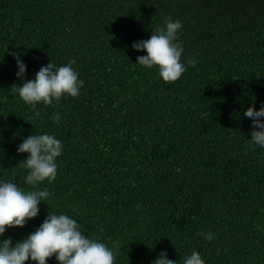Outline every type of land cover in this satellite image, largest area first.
Instances as JSON below:
<instances>
[{"label": "trees", "instance_id": "trees-1", "mask_svg": "<svg viewBox=\"0 0 264 264\" xmlns=\"http://www.w3.org/2000/svg\"><path fill=\"white\" fill-rule=\"evenodd\" d=\"M165 17L183 21L182 60H197L172 82L131 47ZM11 52L25 79L75 58L80 95L40 103L33 118L14 91ZM262 102L264 0H0V176L35 190L18 144L44 132L64 143L56 179L37 186L52 197L4 237L15 243L65 212L117 248L115 264H151L165 248L181 260L195 249L206 264H264V148L249 147L244 115Z\"/></svg>", "mask_w": 264, "mask_h": 264}, {"label": "clouds", "instance_id": "clouds-1", "mask_svg": "<svg viewBox=\"0 0 264 264\" xmlns=\"http://www.w3.org/2000/svg\"><path fill=\"white\" fill-rule=\"evenodd\" d=\"M183 21L165 17L162 25L155 26L147 39L134 41L133 49L145 50L146 54L138 55L136 63L151 69L158 68L159 76L165 82L175 81L187 71L189 66L197 64L196 58L182 60L184 44L180 39ZM18 67L15 75L22 81L14 91L34 109L33 118L40 116L37 105H54L67 95H80L82 85L79 71L73 67L76 59L57 65L53 61L41 66L32 79H25L26 64L21 60V53L11 52ZM244 115L251 120V138L249 147L264 148V102L259 108L249 105ZM52 119L57 123L61 113L56 112ZM64 150V143L54 134L44 132L31 134L22 139L17 146L18 153H27L22 159L23 167L28 171L24 183L35 190H25L14 177L0 176V237L10 227H23L29 219L40 212V202H46L52 193L37 186L47 180L56 179L59 157ZM207 240L214 238L212 232L200 234ZM117 248L86 235L76 218L65 212L49 211L43 222L32 232L13 243L11 236L0 238V264H48V259L55 257L58 264H115ZM151 264H206L198 250L184 253L183 260L170 255L162 249Z\"/></svg>", "mask_w": 264, "mask_h": 264}]
</instances>
